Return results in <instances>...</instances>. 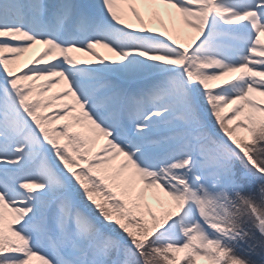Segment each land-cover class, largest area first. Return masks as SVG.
Returning <instances> with one entry per match:
<instances>
[{"label":"snow or ice","instance_id":"obj_1","mask_svg":"<svg viewBox=\"0 0 264 264\" xmlns=\"http://www.w3.org/2000/svg\"><path fill=\"white\" fill-rule=\"evenodd\" d=\"M257 142L264 0H0V264H264Z\"/></svg>","mask_w":264,"mask_h":264},{"label":"rangeland","instance_id":"obj_2","mask_svg":"<svg viewBox=\"0 0 264 264\" xmlns=\"http://www.w3.org/2000/svg\"><path fill=\"white\" fill-rule=\"evenodd\" d=\"M181 39L183 40V36H181ZM38 54H39L38 49L29 50V51L26 52V53L20 58V60L18 61V67L22 68L23 65H24L27 61L33 59V58H34L36 55H38ZM37 83L39 84V83H41V81H37ZM62 87H63L62 84L54 83V84H53V87H52L51 89L48 90L47 94H48V95H51V94H53V93H55V92H57V91H61V90H62ZM54 110H55V109H54L53 107H50V108L47 109V111H48L49 113L53 112ZM225 111L228 112L229 110H228V109H225ZM229 115H230V113H229ZM60 123H63V121H57V122H55L52 126H54V127H55V126H58V124H60ZM233 123H235V121H233ZM241 135H244V136L247 137L248 134H247L246 131L241 130ZM100 143H103V138H102V137H101L99 143L97 144V148H99ZM252 148H253V150H254L256 153H257V152H260L261 150H264V142H257V143H255L254 145H252ZM245 159H246V158H245ZM235 167H236V169H242V168L244 167V165H243V163H242L240 160H236V161H235ZM256 237H257V240H260V239H261L260 234H259L258 231L256 232ZM233 243H234V242H233ZM235 243H236V242H235ZM240 247H241V248H240ZM240 247H239L240 251H245V250H246V245L244 244L243 241L240 242ZM239 249H238V250H239ZM32 264H40L39 259H38V258H33V260H32ZM201 264H206V262L202 260Z\"/></svg>","mask_w":264,"mask_h":264},{"label":"clouds","instance_id":"obj_3","mask_svg":"<svg viewBox=\"0 0 264 264\" xmlns=\"http://www.w3.org/2000/svg\"><path fill=\"white\" fill-rule=\"evenodd\" d=\"M256 154L257 156L264 157V150H261L260 152H257ZM260 206L264 208V203H261ZM230 211L232 215L229 216L228 219L231 223V226H233L235 229H243L245 218L248 213L247 207L243 205L242 203L237 202L235 205L231 207Z\"/></svg>","mask_w":264,"mask_h":264},{"label":"bare ground","instance_id":"obj_4","mask_svg":"<svg viewBox=\"0 0 264 264\" xmlns=\"http://www.w3.org/2000/svg\"><path fill=\"white\" fill-rule=\"evenodd\" d=\"M140 7H141V10L142 11H144L145 10V6L144 5H140ZM161 8L163 9V6H161ZM165 21L167 22V17L165 16ZM133 23H135V20H134V18H133ZM156 27H159V25L157 24V25H155ZM43 45L42 44H38V45H36V46H34L32 49H30V50H34V49H38V51L39 52H41L42 51V49H43ZM101 51H106L105 49H101ZM77 55L78 56H80V57H86V54L85 53H77ZM231 106H229V108H230Z\"/></svg>","mask_w":264,"mask_h":264}]
</instances>
